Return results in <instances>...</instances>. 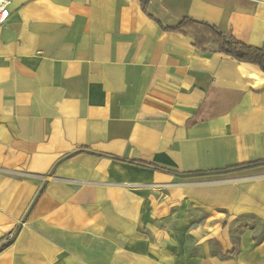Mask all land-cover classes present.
<instances>
[{"label": "crops", "instance_id": "crops-1", "mask_svg": "<svg viewBox=\"0 0 264 264\" xmlns=\"http://www.w3.org/2000/svg\"><path fill=\"white\" fill-rule=\"evenodd\" d=\"M147 11L264 47V0ZM249 216L264 225L262 70L162 30L140 0H11L0 264H264V235H237Z\"/></svg>", "mask_w": 264, "mask_h": 264}, {"label": "trees", "instance_id": "trees-1", "mask_svg": "<svg viewBox=\"0 0 264 264\" xmlns=\"http://www.w3.org/2000/svg\"><path fill=\"white\" fill-rule=\"evenodd\" d=\"M151 1L152 0H140L143 11L148 14L162 30L190 35L195 47L202 50L223 53L238 61L253 64L264 72V47L246 45L236 40L231 35L222 32L215 25L195 20L187 16H181L174 23L165 25L147 11ZM136 163L143 166H152L151 164L142 162ZM2 246L3 245H0V247ZM227 254L234 255L235 250Z\"/></svg>", "mask_w": 264, "mask_h": 264}, {"label": "rangeland", "instance_id": "rangeland-1", "mask_svg": "<svg viewBox=\"0 0 264 264\" xmlns=\"http://www.w3.org/2000/svg\"><path fill=\"white\" fill-rule=\"evenodd\" d=\"M205 214H206V212L203 209H197V208L196 209H192V208L183 209V215L184 216L186 215L188 217H192V216L196 217V215H197L199 218H201V216H205ZM188 217L181 220V222L180 221H177V222L173 221L171 223V226L175 227L177 225H180L179 223H181L183 229H190L194 225V222H192L194 220H191L192 218H188ZM196 218H194V219H196ZM244 221L246 222V224H241L239 226L238 231H237L238 238L240 239V236H242V234H244V236H242V237L245 239H252V240H254V242L259 241L260 240L259 238L262 235H264V225L263 224L256 225L255 224L256 220L250 216L245 217ZM253 227L255 228L254 232L252 234L248 235L250 233V230H245V228L251 229ZM249 236L251 238H249ZM186 243H187V247H189L190 249H191V247L196 245V244H194L195 242L192 240L191 237H187Z\"/></svg>", "mask_w": 264, "mask_h": 264}, {"label": "built area", "instance_id": "built-area-1", "mask_svg": "<svg viewBox=\"0 0 264 264\" xmlns=\"http://www.w3.org/2000/svg\"><path fill=\"white\" fill-rule=\"evenodd\" d=\"M11 0H0V25H3L9 17Z\"/></svg>", "mask_w": 264, "mask_h": 264}]
</instances>
